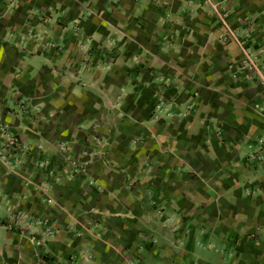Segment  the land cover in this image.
<instances>
[{
  "label": "crops",
  "instance_id": "obj_1",
  "mask_svg": "<svg viewBox=\"0 0 264 264\" xmlns=\"http://www.w3.org/2000/svg\"><path fill=\"white\" fill-rule=\"evenodd\" d=\"M262 77L264 0H0L5 264H264Z\"/></svg>",
  "mask_w": 264,
  "mask_h": 264
},
{
  "label": "clouds",
  "instance_id": "obj_2",
  "mask_svg": "<svg viewBox=\"0 0 264 264\" xmlns=\"http://www.w3.org/2000/svg\"><path fill=\"white\" fill-rule=\"evenodd\" d=\"M221 6H223V5H221ZM57 7H59V5H57ZM143 7H144V5H141V8H143ZM212 8L215 9V8H216V5L213 4V5H212ZM89 14H91V13H89ZM61 15H63V13H61ZM136 15H139V11H137ZM217 15H218V13H217ZM170 19H175V23H177V24H180V23H181V21H180L179 19L172 18V17H170ZM51 23H54V21H51ZM76 23H78V21H77ZM163 23H164V21L162 20V21H161V24H163ZM120 27L123 28V27H125V25H124V24H121ZM240 34H241V35H246V33H240ZM133 35H135V34L133 33ZM233 35H236V34L234 33ZM188 38L190 39V37H188ZM91 39L99 40V39H100V36H99V35H95V36H93ZM90 43H91V40H89L88 44H90ZM112 44H113V42L110 41V42H109V46L111 47ZM87 47H88V45H85V49H86ZM167 50H168V49L166 48L165 51H167ZM174 51H176V52L179 51V44H178V43L174 46ZM143 55H148L147 50H145V52L143 53ZM157 59H159V58H158V57L154 58L153 61H152V63L154 64V63L156 62ZM138 61H139V62H143V56L136 57L134 60H132V61L129 63L128 66H129V67H132V66H133L135 63H137ZM120 62H122V61H118V63H120ZM161 64H162V62H161ZM109 67H111V65H109ZM107 70H108V69L106 68L105 71H107ZM158 79H159V80H162L163 77H158ZM262 80H264V77H262ZM129 91H131V88L125 89V92H129ZM235 91H236V92H240V91H242V89L237 88V89H235ZM77 95H79V92H77ZM122 102H123V100H122V97H121L119 103H122ZM119 103H117V104L115 105V107L118 108V107H119ZM241 103H242V102H241ZM43 106H44V105L41 104V105H39L36 109H34L33 111L36 112V113H39L40 108H42ZM110 106H111V105H110ZM55 107H56V108H59V104H57ZM54 114H55V112H53V115H54ZM11 120H12V117L10 116V117L8 118V122L10 123ZM153 123H155V121H153ZM200 123H201V125H202V124H203V121H201ZM237 123H238V124H243V123H244V119L242 118V116H241V117H238V119H237ZM251 131H252V132H255V131H256V127H255V125L252 126ZM261 143H264V141H261ZM65 150H67V151H71L70 148L65 149ZM80 155H81V156H84V155H88V153L85 151V152H82ZM209 155L212 156L213 159H215V156H214L212 153H209ZM22 163H23V160H22V159H19V160H18V163H17V165H16V167L18 168L19 165L22 164ZM9 170H10V171H15V168H10ZM16 175H20V173H19V172H16ZM68 179L71 180L72 177L69 176ZM57 182L59 183L60 181H57ZM25 183H26V184H31V183H32V180H31V177H30V176H29L28 178L25 179ZM103 187H104V185H101V188H103ZM2 191H3V190L0 189V192H2ZM48 204H54V201L51 200V199H49V200H48ZM176 223H177V226H179V220H178V218H177V220H176ZM2 231H3V230H0V232H2ZM33 231H36V229H33ZM45 239H55V237H51V236H49V235H45ZM10 243H11V242L8 241V240H5V241H4L5 246H7V245L10 244ZM3 251H7V247H5V248L3 249ZM11 255H12V253H11L10 251H8V256L11 257ZM0 264H5V261H4V259H3V252H2V251H0Z\"/></svg>",
  "mask_w": 264,
  "mask_h": 264
},
{
  "label": "built area",
  "instance_id": "obj_3",
  "mask_svg": "<svg viewBox=\"0 0 264 264\" xmlns=\"http://www.w3.org/2000/svg\"><path fill=\"white\" fill-rule=\"evenodd\" d=\"M246 37L248 38L247 35H246ZM241 43H242V47L244 48V51L248 57L247 61H246L247 67L250 69H255L257 72L258 70H257V66H256V57L253 55V53L250 52L249 48L247 47L248 41L246 39H244V41H241ZM161 105H165V101L162 98L160 99V102L158 104V108H160ZM21 110H22V112H24V111L27 112L28 106L24 105L23 107H21ZM5 135L6 134H4L3 139H2L3 142L0 145V158L6 160L9 157L15 156V154L19 158L20 156H22L26 153L27 147L20 137L15 136V135H10V136H7V135L5 136ZM127 264H140V263L135 258H131V259L127 260Z\"/></svg>",
  "mask_w": 264,
  "mask_h": 264
},
{
  "label": "rangeland",
  "instance_id": "obj_4",
  "mask_svg": "<svg viewBox=\"0 0 264 264\" xmlns=\"http://www.w3.org/2000/svg\"><path fill=\"white\" fill-rule=\"evenodd\" d=\"M10 6H12V5H10ZM78 24H79V22L74 24V29H75L76 33H78V32L80 31V24H79V25H78ZM8 38H9V39H15L14 36H12L11 34H9ZM87 38H88V37H87ZM89 40H91V43H92V39L90 38V39H87V44H88ZM91 43H90V44H91ZM90 44H88V46H89ZM249 50H250V49H249ZM250 51H251V50H250ZM85 52H87V50H86ZM107 55H108V53H105V54L103 55V57H104V61H108V63H109V62H112V59H111L110 57H108ZM89 63H91V60H90V59H88L86 63L83 62V66L86 67V64L89 65ZM106 66H108L107 63H106ZM159 102H160V101H159ZM157 109H158V105H157ZM259 154H260V153H259Z\"/></svg>",
  "mask_w": 264,
  "mask_h": 264
}]
</instances>
